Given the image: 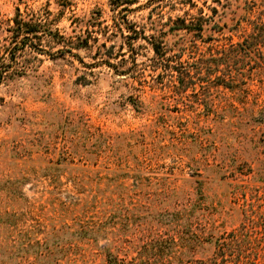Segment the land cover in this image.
I'll return each instance as SVG.
<instances>
[{
    "label": "rangeland",
    "instance_id": "obj_1",
    "mask_svg": "<svg viewBox=\"0 0 264 264\" xmlns=\"http://www.w3.org/2000/svg\"><path fill=\"white\" fill-rule=\"evenodd\" d=\"M262 5L0 0V47L17 10L73 46L88 41L71 55L48 31L30 38L45 53L0 83V264H231L244 259L221 258V242L242 225L244 264H264V46L229 61L230 89L195 73ZM200 15L201 31L178 28ZM176 68L191 87H177Z\"/></svg>",
    "mask_w": 264,
    "mask_h": 264
},
{
    "label": "trees",
    "instance_id": "obj_2",
    "mask_svg": "<svg viewBox=\"0 0 264 264\" xmlns=\"http://www.w3.org/2000/svg\"><path fill=\"white\" fill-rule=\"evenodd\" d=\"M137 0H110V4L114 8H119L120 10H126V6L136 3ZM264 8V5H262ZM181 19V18H178ZM200 22L192 23V20H189L188 22L190 25L185 24V20L181 19V26H178V28H184V29H189V30H198L201 31L202 29V22L201 20L203 19L202 16L200 15L199 18ZM197 19V20H198ZM249 26L252 27L251 31L242 38V40L239 43H236L234 46H231L230 48L223 49L219 52L218 56H211L208 58L209 61L204 64L206 68L203 69L202 64H200L199 68H196L195 73H203V75L209 76V77H214L215 79H221L217 85L224 86L226 88H232L239 80L237 81L234 78H230L231 72L228 69V63L230 60L232 61H237L238 59L241 58H248L256 54V52H260L262 50V47L264 46V18L261 16H255L253 18H247L245 20ZM48 31V32H47ZM10 32V42L9 45L7 46H2L0 47V83L2 82L3 79L6 77H11L13 75L19 76V73L23 74L26 72L27 69V61L29 54L31 53H37V54H42L45 53V51L42 48L38 47H30L29 43L27 40L30 38H39L42 35H44L46 32L49 33L50 35L52 34V37L59 38L60 43L63 48L58 49V52H65L67 51L71 55H74L72 53V49H78V48H83L88 46V41L83 38L81 40V43L73 46V42L67 41L62 35H59L57 31L51 32V30H48L47 26L45 23H43L40 19H33L31 20L30 18L28 20H24L22 16L20 15L19 11L17 10L15 17L13 18V25L9 28ZM58 43V42H57ZM151 48L154 52V54L160 58L163 59L165 55V51L162 50L160 43H152ZM263 64H264V56L262 58ZM19 61V62H18ZM208 65V66H207ZM219 65H225L226 70L229 72L225 75L221 74L218 75L217 72H221L220 66ZM238 68V67H237ZM177 69V68H176ZM203 69V70H202ZM177 71V79H178V85L177 87L180 90H185L189 87H191V81H185L184 78L181 76H184L185 72H180L178 69ZM239 71V70H237ZM182 74V75H181ZM187 74L185 73V76ZM202 76L200 79H204ZM212 82V80H209V83ZM130 104L137 109V103L131 99L129 100ZM161 221L165 222L167 220L168 222L173 220V216L171 213H163L159 215ZM238 233H235L234 235L231 236L229 239H224V242H221V245H224V249H227L229 254L227 253L226 255H221L223 258L224 256H229V258H233L234 256L236 259L243 258L244 260L238 261L237 263H234L232 261L231 264H244V261L248 259L249 257L244 256L245 254H248L250 251V248H247V246H250V242H247L246 235L242 232L243 229L245 228L244 225L240 227ZM233 234V233H232ZM79 235V232H65L61 236H58L55 238L56 243H60L68 241L73 236ZM182 237L179 236L177 241L172 240L173 245L181 240ZM162 241L165 242V240H161L158 242L159 247L157 248L156 252L158 254H165L168 253L167 250L162 246ZM218 241V240H217ZM250 241V240H249ZM209 242H213L212 237ZM252 242V241H251ZM215 243H220L216 242ZM250 243V244H249ZM39 243L36 242L35 244H32L30 247H38ZM47 243H45L46 245ZM218 244L217 246H219ZM219 248V247H218ZM165 249V250H163ZM223 249V248H221ZM35 250V249H34ZM165 251V252H163ZM108 259L110 261V264H114L113 261H111V255L108 254ZM206 264H213L210 261Z\"/></svg>",
    "mask_w": 264,
    "mask_h": 264
}]
</instances>
